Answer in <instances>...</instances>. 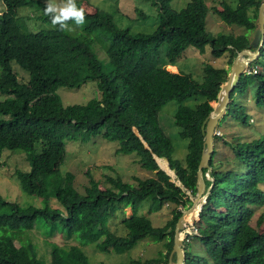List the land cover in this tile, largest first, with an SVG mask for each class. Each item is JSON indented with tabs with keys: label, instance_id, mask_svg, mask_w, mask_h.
<instances>
[{
	"label": "trees",
	"instance_id": "1",
	"mask_svg": "<svg viewBox=\"0 0 264 264\" xmlns=\"http://www.w3.org/2000/svg\"><path fill=\"white\" fill-rule=\"evenodd\" d=\"M169 1H152L159 22L151 33H132L119 27L108 12L86 10L80 0L76 4L84 10L85 23L76 26L69 21L72 32L52 26L44 14V1L0 0L4 4L0 13V92L6 96L0 100V154L4 149L26 152L29 170L17 172L20 186L44 203L25 207L0 193V264H105L91 262L82 247L92 245L105 254H124L147 237L164 241L165 252L133 259L131 264H169L180 207L190 206L187 191L192 198L196 195V173L205 148L202 126L213 113L212 103L229 71L227 76L226 68L206 62L203 79L198 81L190 73L163 68L161 51L164 61L173 65L190 46L200 54L209 48L215 59L228 53L231 65L251 41L247 32L257 28L261 0H237L234 6L219 1V18L246 29L238 35L207 30L205 0H188L180 11L171 8ZM21 8H30L34 15L20 16ZM30 21L42 27L32 31ZM100 52L107 62L98 58ZM260 59L264 62V39L258 57L249 63L248 78L240 77L231 90L221 119L232 114L246 124L243 109L233 97L245 92L249 79L255 87L256 105L264 108ZM12 63L26 72L25 80L14 72ZM90 80L96 82L98 97L86 104H62L59 87H80ZM171 101L177 103L172 122L180 138L187 141L184 159L175 157V147L160 121L163 106ZM95 136L117 142L118 153H135L140 167L153 175L134 177L135 184L107 176L105 186L90 178L84 193L78 192L73 173L60 170L64 143ZM232 148L234 167L218 168L216 151L210 155L211 179L205 178L210 189L200 213L203 220L196 223L199 215L188 221V225L196 223L197 233L184 240V264H264L263 211L251 225L264 206V134ZM50 197L60 207H51ZM145 204L151 212L171 206L172 215L162 226H154L140 211ZM128 206L132 214L122 220L127 232L119 235L109 221ZM38 220L48 227L43 251L24 238L38 230ZM56 233L67 243H58L53 238ZM190 238L199 240L204 255L188 251Z\"/></svg>",
	"mask_w": 264,
	"mask_h": 264
},
{
	"label": "rangeland",
	"instance_id": "2",
	"mask_svg": "<svg viewBox=\"0 0 264 264\" xmlns=\"http://www.w3.org/2000/svg\"><path fill=\"white\" fill-rule=\"evenodd\" d=\"M46 2V0H41ZM88 11L98 9L110 13L113 16L115 23L121 28H128L132 33H151L157 23L159 22L158 9L152 3L153 0H80ZM220 0H205L208 5L209 12L206 17L207 30L214 33H233L235 35L243 34L246 32L241 26L228 25L223 22L216 14V7H218ZM230 5H236L237 0H225ZM59 3L60 0H57ZM188 0H171L168 2L169 6L174 10L180 11L185 8ZM4 10V4L0 2V13ZM140 12L141 16L138 12ZM20 16L34 15L30 8H21L18 11ZM143 16V17H142ZM30 30H39L42 26L37 22L30 21ZM40 25V27H39ZM252 38L253 32H247ZM160 65L166 70L176 73H190L196 80L202 81L204 72V63H213L218 67L226 68V74L230 68L229 54L225 53L218 59L211 56L209 48L205 53L200 54L194 47H188L177 61L170 65L164 61L163 52L161 51ZM98 58L103 62H107L104 52L97 53ZM260 63L264 67V62L260 59ZM260 66V70L261 67ZM14 72H16L19 78L25 80L26 72L23 71L18 65L12 63ZM262 67V68H263ZM249 65L246 68L244 74L240 77L248 78ZM231 71V70H230ZM229 71V73H230ZM248 86L243 94H236L233 97L237 106L241 107L242 112L246 116L247 122L243 124L237 115H227L223 118L215 127V134L218 135L216 140L213 139V151H216L215 161L218 168L226 169L228 167H234L236 164L234 158V152L232 145L236 143L248 142L264 134V108L256 105L254 101V84L251 79L248 80ZM57 94L63 105L73 104H86L89 100L98 97V90L96 88L95 81H87L80 87L68 88L59 87ZM6 96L0 92V100ZM213 107H216L215 103H212ZM177 103L171 101L165 104L160 113V121L168 137L171 139L175 147V157L184 159L187 151V141L181 139L178 135V129L173 124L171 116L176 109ZM239 114V113H238ZM224 116V115H223ZM222 116V117H223ZM65 146V158L60 167L61 173L71 172L75 176L74 187L80 193H84V189L88 186V181L93 178L99 182L101 186L107 185L105 178L120 177L123 181L135 184L134 177L145 178L152 176L153 172L145 170L138 164V157L135 153L125 154L118 153L116 149L118 143L115 141H108L101 136H95L87 141H75L66 140ZM39 151L37 146L36 152ZM228 162V164H226ZM29 170V161L27 159L26 152L22 150H9L4 149L0 154V193L8 200L19 203L21 206H42L44 203L38 196L30 195L20 186L17 172H27ZM178 183V182H177ZM105 184V185H104ZM261 188L264 190V182L261 184ZM190 201L193 199L189 195V191L186 192ZM48 204L51 207H60L55 198L50 197ZM171 206L164 205L159 211L151 212L148 209L147 204L140 210L143 214L148 216L154 226H162L168 219H170ZM188 208V207H187ZM180 209H184L180 207ZM264 212V206L258 210L251 220V225L255 224L260 212ZM132 214L131 207H124L123 212L118 211L116 215L109 221V226L112 230H116L119 235H125L126 229L122 225L124 217H128ZM201 215L199 221H202ZM188 225L183 230L189 229L190 234L196 233L194 229L195 225ZM38 226L26 234L24 238L37 246L39 251H43L45 244L44 241L47 238V230L42 220H38L36 223ZM264 227V223L262 224ZM40 229V230H39ZM46 234V235H45ZM188 235V236H189ZM58 243H67L61 233H56L53 237ZM185 240V239H184ZM183 240V243H184ZM162 242H156L152 238L147 237L140 241L130 252L124 254H105L97 251L94 246H83V250L87 252L91 262L103 261L105 264H131L133 259H149L157 257L159 252H165L166 247ZM188 251L194 256L204 255V248L196 238L189 239Z\"/></svg>",
	"mask_w": 264,
	"mask_h": 264
},
{
	"label": "water",
	"instance_id": "3",
	"mask_svg": "<svg viewBox=\"0 0 264 264\" xmlns=\"http://www.w3.org/2000/svg\"><path fill=\"white\" fill-rule=\"evenodd\" d=\"M264 0L260 1L259 7H258V14H257V20H256V25L257 28L253 32V36L251 38L250 43L247 45V48L241 50L233 59L230 68L228 71H230L234 64L235 61L241 57V56H247L249 57V63L253 60H255L258 55H259V50L263 44V39H264ZM251 48H254L255 50H251ZM228 76V73H227ZM240 76H237L236 78H232L229 75L226 79V88H225V97L219 107L213 108V113L210 115L205 121H204V126H202L203 132H204V145L205 148L202 151L201 159L198 164L197 168V180H196V195L195 197L191 200L190 206L188 208L182 209V214L178 218L175 229H174V236H173V246L171 249L170 254L176 253L177 256L179 257V264H184L185 261V251H184V244L183 240L190 234L189 229L183 230L184 226H181V223L184 220V214L188 211H190L195 203L199 200H202L203 205L206 203V197L208 190L210 187L206 188L205 185V178L206 179H211L210 174H209V159L210 155L213 151V139H214V134H215V127L219 123L220 119L222 116L226 113V108L228 103L230 102V92L234 88V86L237 84ZM231 80V81H230ZM222 91V85L221 89L219 91L217 101L215 103L220 102V94ZM159 162V160H157ZM160 163V162H159ZM161 168H164L161 166ZM203 168L207 169V172L203 173ZM178 184V183H177ZM183 235V239H179L178 235L181 234ZM170 260V257L168 258Z\"/></svg>",
	"mask_w": 264,
	"mask_h": 264
},
{
	"label": "clouds",
	"instance_id": "4",
	"mask_svg": "<svg viewBox=\"0 0 264 264\" xmlns=\"http://www.w3.org/2000/svg\"><path fill=\"white\" fill-rule=\"evenodd\" d=\"M44 14L49 16L53 27L59 26L60 31L72 32L69 21H74L76 26H83L85 13L76 4V0H46Z\"/></svg>",
	"mask_w": 264,
	"mask_h": 264
},
{
	"label": "bare ground",
	"instance_id": "5",
	"mask_svg": "<svg viewBox=\"0 0 264 264\" xmlns=\"http://www.w3.org/2000/svg\"><path fill=\"white\" fill-rule=\"evenodd\" d=\"M249 60H250L249 57L241 56L235 61V64H234L233 68L231 69V71L229 73V75L231 77V80H232V78H236L237 76H240V75L244 74V72L246 71V68L249 65ZM225 86H226V83H224L222 85V91H221V94H220L221 100H220V102L215 103L216 104V108L221 105V103H222V101H223V99L225 97V88H226ZM202 204H203L202 200L197 201L195 203L194 207L190 211H188V212H186L184 214V217H183L184 220L181 223V226L185 225L184 227H187L188 226V221H189L190 218H195V217H198L200 215V213L202 211V207H201ZM178 238L179 239H183L182 233L178 235ZM174 257L176 258L175 262L173 260ZM169 264H179V257L177 256V254L175 252L171 254L170 260H169Z\"/></svg>",
	"mask_w": 264,
	"mask_h": 264
},
{
	"label": "built area",
	"instance_id": "6",
	"mask_svg": "<svg viewBox=\"0 0 264 264\" xmlns=\"http://www.w3.org/2000/svg\"><path fill=\"white\" fill-rule=\"evenodd\" d=\"M194 229H195V227H194ZM196 230V229H195ZM191 233V232H190ZM196 233H197V231H196Z\"/></svg>",
	"mask_w": 264,
	"mask_h": 264
}]
</instances>
